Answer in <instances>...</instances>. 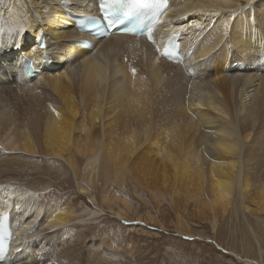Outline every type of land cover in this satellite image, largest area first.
I'll return each instance as SVG.
<instances>
[{"label": "bare ground", "instance_id": "obj_1", "mask_svg": "<svg viewBox=\"0 0 264 264\" xmlns=\"http://www.w3.org/2000/svg\"><path fill=\"white\" fill-rule=\"evenodd\" d=\"M168 2L150 40L180 33L183 54L194 47L183 65L157 62L154 46L144 39L116 36L92 53L74 47L86 37L69 20L95 13V0L0 1V24L4 18L14 27L3 37L0 25V221L16 218V251L4 264H114L106 253L98 259L95 241L82 248L76 234L67 238L78 220L71 203L34 195L45 170L41 159L32 161L39 149L63 160L57 164L63 177L73 171L77 178L85 161L91 177L111 169L120 191L128 179L153 199L183 196L174 212L179 226L190 215L210 221L215 231L235 190L255 205L244 211L264 213V64L251 69L264 53V0H247L249 9L240 0ZM22 56L36 62V81L17 84L13 73ZM230 67L235 71L229 73ZM18 107L30 113L31 130L24 125L7 135L15 122L11 110ZM78 188L81 196L91 191ZM194 197L200 207L189 203ZM103 201L107 209L117 208V218H124L120 203L136 213L124 197L105 193Z\"/></svg>", "mask_w": 264, "mask_h": 264}, {"label": "rangeland", "instance_id": "obj_2", "mask_svg": "<svg viewBox=\"0 0 264 264\" xmlns=\"http://www.w3.org/2000/svg\"><path fill=\"white\" fill-rule=\"evenodd\" d=\"M240 1L243 3V8H248L247 0ZM256 1L253 0V2ZM0 25H3L5 29H3V37L7 31L9 35L14 31L13 26H8L4 22V18L1 19ZM82 60L84 59L76 62L75 66ZM10 87L13 88L11 85ZM25 87L23 86V89ZM13 90L22 91L19 88H13ZM23 109L24 107H18L16 110H11V116L14 117L15 122L9 131H6L7 135L15 130H22L24 125L31 130L30 113L22 112ZM100 125L103 123L100 122ZM17 152L14 151L13 154ZM34 156L32 161L41 159L44 164L41 163L40 166L45 169L41 180L44 184L39 183L35 185L36 187L34 186L32 189L34 195L44 202L45 200L60 202L59 204L62 205L71 203V207L76 211L75 218L78 220L73 221L76 226L73 224L72 234L67 238L76 234L81 240L82 248L89 242L95 241V252L99 260L101 255L106 253L114 264H130L132 260L135 264H264V213L255 212L257 213L255 214L244 211V206L254 209L255 205L242 200L238 190L234 192L229 211L223 218L218 219L215 231L211 229L210 221L193 218L190 215L182 216L184 225L179 226L174 219V212H176V206L179 204L181 206L184 201L181 195L173 197L170 193H163L159 199H153L147 192H141L139 187L141 184L134 185L128 179L124 190L120 191L112 183L111 169L105 168V171L102 169L98 177H91L85 161H82L77 168V178L74 177L73 171L66 172L63 177V172L59 170L60 165H57L58 162H63L62 159L46 157L40 149ZM128 168L130 169L129 165ZM78 186L91 191L81 196ZM105 193L126 198L136 213L128 212L120 203L118 206L124 220L117 218L115 215L117 208H112L113 211L109 210L103 201ZM78 196L81 199H76ZM188 201L196 207H200L203 203L196 197L188 198ZM94 211L97 215L92 219L89 218V213ZM80 219L83 220L80 221ZM243 244L250 246V252L246 251L245 247L243 249ZM100 261L103 264H109L108 261Z\"/></svg>", "mask_w": 264, "mask_h": 264}, {"label": "snow or ice", "instance_id": "obj_3", "mask_svg": "<svg viewBox=\"0 0 264 264\" xmlns=\"http://www.w3.org/2000/svg\"><path fill=\"white\" fill-rule=\"evenodd\" d=\"M107 0H100V8L104 9L105 3ZM131 9H147L154 6L167 7V0H130ZM130 15V12H125L124 16L127 17ZM133 74H135V70L133 69ZM7 252L4 247L3 237L0 236V260H3L6 256Z\"/></svg>", "mask_w": 264, "mask_h": 264}]
</instances>
